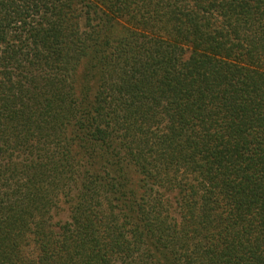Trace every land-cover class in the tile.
Instances as JSON below:
<instances>
[{
  "label": "trees",
  "instance_id": "1",
  "mask_svg": "<svg viewBox=\"0 0 264 264\" xmlns=\"http://www.w3.org/2000/svg\"><path fill=\"white\" fill-rule=\"evenodd\" d=\"M0 264H264V0H0Z\"/></svg>",
  "mask_w": 264,
  "mask_h": 264
},
{
  "label": "rangeland",
  "instance_id": "2",
  "mask_svg": "<svg viewBox=\"0 0 264 264\" xmlns=\"http://www.w3.org/2000/svg\"><path fill=\"white\" fill-rule=\"evenodd\" d=\"M67 217H68L67 208L64 204H62V205H60V208L57 211V213L54 215L53 222L57 223L58 221H60V222L66 221Z\"/></svg>",
  "mask_w": 264,
  "mask_h": 264
}]
</instances>
